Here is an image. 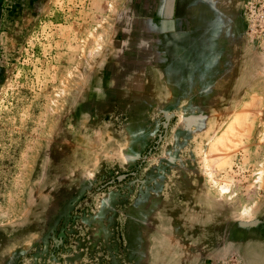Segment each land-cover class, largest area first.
Instances as JSON below:
<instances>
[{
	"label": "rangeland",
	"instance_id": "374dc122",
	"mask_svg": "<svg viewBox=\"0 0 264 264\" xmlns=\"http://www.w3.org/2000/svg\"><path fill=\"white\" fill-rule=\"evenodd\" d=\"M0 264H264V0H0Z\"/></svg>",
	"mask_w": 264,
	"mask_h": 264
}]
</instances>
